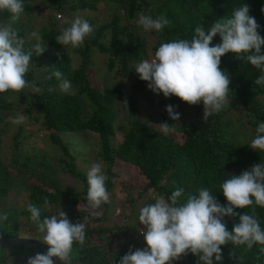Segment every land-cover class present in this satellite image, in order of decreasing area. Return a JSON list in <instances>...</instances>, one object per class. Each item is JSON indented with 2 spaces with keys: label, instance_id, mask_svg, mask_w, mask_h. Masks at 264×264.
<instances>
[{
  "label": "trees",
  "instance_id": "trees-1",
  "mask_svg": "<svg viewBox=\"0 0 264 264\" xmlns=\"http://www.w3.org/2000/svg\"><path fill=\"white\" fill-rule=\"evenodd\" d=\"M64 12L66 19L71 20L72 15L82 13L93 28L90 36L86 37L79 48L65 49L58 44L55 37L60 32L61 24L57 30L42 26L37 30L48 44L47 50L40 56L32 57V66L26 75L30 82L35 81L39 89L25 88L19 93L0 94V154L3 149L9 151L12 162L19 167H32V158L37 157L39 165L45 169L40 174V183L23 181L20 188L26 191L15 200L14 206H5L0 213H7L9 217H19L20 220L9 218L0 222L1 235L31 236L40 240L36 226L30 220L27 211L29 204L41 209V219L54 215L57 206L64 204H79L73 218V223L82 221L86 224V241L83 247L78 244L73 246L71 264H119L120 259L129 252L127 242L121 241L119 231L106 225L107 204L97 209L99 216H92L85 207V197L88 184L86 173L78 168L74 156L70 152L68 141L62 138L61 132L73 130H91L99 135V144L96 147L98 156L104 160L106 174L109 180L106 182L108 192H114L113 185L118 172L114 170L115 160L128 164L135 173V179L141 176L147 179V185L158 190L165 199L177 187L185 190L184 199L189 193H197L200 188H208L217 200L226 205V198L221 191V184L233 175H241L243 171L250 169L255 164L264 161V154L253 150L249 143H242L239 132L235 131L237 122H241L238 113L244 112L254 126L264 122V87L254 84V80L261 74L254 66L240 60L234 53H227L221 57L220 68L230 75L229 104L219 113L203 120V103L189 105L178 97L165 98L163 94L156 95L150 91L159 107L153 111L142 114L138 109L139 95L148 91L147 82L140 80L135 71L137 62H140L147 54V49L155 53L161 43L171 42L176 39H191L195 28L203 26L207 31L220 19L230 17L235 8L242 4L250 7L249 15L254 17L260 25L259 34L264 37V0H47ZM106 1L107 6L104 5ZM24 15H30L32 5L30 0H23ZM107 11L109 19H102L100 14ZM150 14L154 18L165 15L170 21L162 31L152 30L155 39L148 45L145 36L137 35L131 24L138 19L139 13ZM7 12H0V23L8 19ZM60 16L61 14L58 13ZM28 22L21 23L20 36L25 38V48H30L35 43L31 38L33 26ZM127 42V43H126ZM221 37L217 34L212 45L221 43ZM264 54V46L261 48ZM101 55L104 65L103 72L116 80H109L98 76L94 69L92 78L90 68L96 61L95 54ZM95 68V67H93ZM55 70H60L73 84V94H64L57 91L55 78L48 80L47 75ZM97 76V78H96ZM101 78V79H100ZM119 78V82L117 79ZM136 79L133 89L136 94L127 97V114L130 116L128 127L124 124L116 125V112L114 109L115 98L124 92V80ZM120 83V84H119ZM55 88V91H49ZM7 95H14L15 101L7 103L4 99ZM85 99L87 115L83 110L80 97ZM151 100V99H149ZM152 101V100H151ZM18 102L28 114V119L49 136L52 143L57 144L63 152L59 157L60 168L65 173L77 178L82 184V190L73 189L61 185L52 177L51 164L44 154L31 144L33 131L24 134L25 128L19 125L11 131L12 125L5 119L3 112L18 109ZM173 105L180 113V120L173 121L166 112V106ZM185 107H191L190 121L181 122V115L186 112ZM19 110H21L19 108ZM142 114V115H141ZM227 114L229 115L227 118ZM167 122L172 129L175 127L184 132V141L179 142L171 134H165L158 125ZM116 126L122 130L121 141L112 143ZM126 127V128H125ZM173 131V130H172ZM24 134V135H23ZM255 137V133L253 134ZM8 140V147L2 143ZM14 141L10 146L9 142ZM28 145V146H26ZM1 157V155H0ZM1 162V160H0ZM9 174L7 167L0 166V199H3L4 191L10 188L5 178ZM134 175V174H132ZM138 175V178H137ZM49 178V181L43 180ZM43 181V182H42ZM48 185H46V184ZM136 184V182H135ZM144 190V189H143ZM139 195V194H138ZM10 197H7L8 202ZM47 198V205L44 200ZM132 206L131 202H128ZM4 204V202H3ZM261 227L264 228V208L255 206ZM115 207L111 213L117 211ZM121 211V209H120ZM126 215L130 218V212ZM243 215L251 214L249 208L235 209ZM110 213V215H111ZM139 216V214H138ZM138 216L135 217L138 221ZM227 228L232 230L239 218L225 217ZM125 223L120 225L124 228ZM138 228H142L136 222L128 227L130 236L136 240V249L146 247V242L139 234ZM106 232V236L102 235ZM138 239V240H137ZM259 246L247 250L245 246L234 247L229 244L222 246L223 264H239L238 256H243V264H264V257L257 259ZM23 249L1 248L0 264H27L22 257L14 254ZM27 252L28 250H23ZM237 256L233 257L231 254ZM214 264H218L213 257ZM198 257L188 254L172 264H197Z\"/></svg>",
  "mask_w": 264,
  "mask_h": 264
},
{
  "label": "clouds",
  "instance_id": "clouds-1",
  "mask_svg": "<svg viewBox=\"0 0 264 264\" xmlns=\"http://www.w3.org/2000/svg\"><path fill=\"white\" fill-rule=\"evenodd\" d=\"M264 11V8H262ZM0 12H7L8 19L0 23V94L19 93L25 88L39 89L35 81L26 79L32 64V57L42 55L48 48L38 31L31 32L35 43L25 48L26 40L19 29L14 27L24 13L23 0H0ZM250 7L242 4L235 8L230 17L217 20L209 30L203 26L195 28L191 39H176L161 43L150 59H144L135 65L140 80L147 82L150 91L161 93L165 98L178 97L189 105L203 103V120L219 114L229 104L231 79L220 68L221 57L231 52L236 57L254 66L260 75L253 81L264 87V37L258 29L260 25L249 15ZM58 15V14H57ZM55 37L65 49L79 48L93 28L90 23L77 16L62 21ZM135 23L145 31H162L171 21L165 15L155 18L143 12L138 14ZM221 37V43L211 46L214 37ZM127 43V42H126ZM55 78L56 87L64 94H73L71 81L60 70L47 77ZM55 91V88H49ZM7 103L15 101L14 95L4 97ZM126 103V102H125ZM166 112L173 121L180 120V113L173 105L166 106ZM27 117L17 114L10 117L15 125L24 124ZM168 134L173 129L167 122L158 125ZM253 150L264 154V122L255 129V137L248 144ZM87 194L85 207L92 216H99L103 204L110 203V193L106 182L109 176L104 172L102 162L93 163L87 170ZM113 182L114 179H113ZM221 191L227 204H221L208 188H200L197 193H189L184 199L185 190L177 187L165 199L158 197L154 203L139 209L138 232L143 236L146 247L129 250L119 264H172L182 257L192 254L198 257L197 264H223L222 246H245L247 250L259 246L257 259L264 257V228L261 227L255 206L264 208V161L255 164L241 175H233L221 184ZM47 205V198L44 200ZM241 215L235 209L249 208ZM79 208L81 205L78 206ZM27 211L30 220L41 233L40 242L48 246L45 253L37 252L27 258V264H55L54 257L63 264H71L73 246L83 247L86 241V224L73 223L64 211L41 219V209L29 204ZM225 217L239 218L231 231L227 228ZM9 219L7 213H0V222ZM233 257L237 255L233 252ZM239 264L244 257L238 256Z\"/></svg>",
  "mask_w": 264,
  "mask_h": 264
},
{
  "label": "rangeland",
  "instance_id": "rangeland-1",
  "mask_svg": "<svg viewBox=\"0 0 264 264\" xmlns=\"http://www.w3.org/2000/svg\"><path fill=\"white\" fill-rule=\"evenodd\" d=\"M30 5H32L30 15H22L20 21L17 22V26L20 28L19 25L21 23H27L28 17L30 19V25L33 26V30L37 31L42 28V26H47L50 29H59L61 27L62 21L66 19V16H64V12L60 9H57L53 3L48 2L47 0H30ZM104 5L107 6L106 1H104ZM60 13L61 15L58 16L57 14ZM102 19H109V14H107V11H102V14H100ZM72 19H74L77 16H84L82 13H76L72 15ZM136 20H134L131 24L132 28L136 31L137 35L145 36L147 38L148 45L150 42H154L155 37L152 34L151 31H145L142 26H138L135 23ZM66 27V26H65ZM59 34V33H58ZM151 47L147 49V54L144 59H150L152 56H154V53L150 51ZM95 54V53H93ZM95 68H90V73L93 74L92 78H95L94 72H92L94 69L97 70L98 76L101 78H105L110 81V83L116 82L114 78H112V73L109 74V76L105 75L103 72L104 65L101 62V55L95 54ZM141 60V61H142ZM140 61V62H141ZM139 63V62H137ZM136 63V64H137ZM134 64V66L136 65ZM49 76V75H47ZM139 77V76H138ZM54 78V77H53ZM97 78V76H96ZM100 78V79H101ZM119 78L117 79V82H119ZM124 92L120 97L115 98L114 101V109L116 112V125L124 124L126 127H128V120L130 116L127 114V97H130L136 92L133 89V84L136 83V79H125L124 81ZM72 84V83H71ZM120 84V83H119ZM73 87V84H72ZM73 89V88H72ZM57 91L59 89L57 88ZM139 95V102H138V109L142 112V114L150 112L157 109L159 105L155 103V98H153L152 93L149 91H145L142 94ZM16 97V96H15ZM81 100V104L83 106V110L87 115V110L85 104V99L83 97L79 96ZM151 99V100H149ZM84 102V104H83ZM87 102V101H86ZM126 102V103H125ZM22 102H18V109H15L13 111H5L3 112L5 119L10 122V125H12L11 131L15 130V128L19 125H15L11 122L10 117H15L17 114H23L26 117H28L27 112L24 110L26 108L25 105L22 106ZM19 108L21 110H19ZM186 112L181 115V122H187L190 121L191 116V107H185ZM263 108H264V101H263ZM141 114V115H142ZM239 118L241 122H237V125H235V131L239 132V139L242 140V143H250V141L254 138L253 134L255 133L256 126H254L251 121L249 120V117L242 112V114L238 113ZM227 114V118H228ZM24 128V134L26 135L28 132L33 131L35 133L34 136L27 137L26 139H31V144L35 147L36 150H39L41 154H44L46 156V159L50 162L52 177L55 178L61 185L63 186H69L73 189H79L82 190V184L79 179L65 173L60 168L59 164V157L63 156V152L61 148L57 146V144L52 143L50 141L49 136H45L43 131L38 129V126L33 124L32 121H30L28 118L26 119L24 124H21ZM125 127V128H126ZM23 134V135H24ZM62 138L64 140L68 141V146L70 149V152H72L75 163L78 166V168H81V170L85 173H87L88 168L96 162H102L103 170L106 173V168L104 167L105 162L102 160L97 152L96 147L99 144V135L97 132H93L91 130H73V131H64L61 132ZM169 134L173 135L177 141L183 142L184 141V132L178 130L176 127L173 129V131L169 132ZM122 138V130L118 126H116V132L115 135L112 137V143H117L121 141ZM10 141V140H9ZM14 141H10L9 144L12 146ZM3 145L8 147V140H5V142L2 143ZM28 146V145H26ZM0 166L7 167V170H9V174L6 176L5 180L10 184V188L8 190L4 191L3 199H0V210L2 208L5 209V206H14L15 200L19 199L22 194L26 191L25 188H20V185L23 184V181L27 179L28 182L40 183V174H42L45 169H43L42 166L39 165L40 162H37L36 158H32L33 164L32 167H19V165H15L12 162V157L9 154V151L4 150L2 151V154H0ZM113 168L115 171L118 172L116 181L113 185L114 192L110 193V203L106 206V225L108 227H111L114 230H117L121 234V241L123 243L127 242V247L129 250L135 251L136 240L134 241L132 236H130L128 227L132 225V223L136 222L137 225L139 224V220L136 221L135 217L139 214V209L143 207L146 204L154 203L155 199L158 197H163V195L153 187H149L147 185V179L143 178L141 176L140 179L142 180H136L135 173L131 171V168L128 166V164H124L123 162L119 160H115L113 164ZM134 174V175H132ZM138 178V175H137ZM43 180H46V182L49 181L48 179H45L43 177ZM43 182V181H42ZM136 182V184H135ZM46 184V183H45ZM47 185V184H46ZM48 186V185H47ZM144 189V190H143ZM139 194V195H138ZM10 197V201L8 202L7 197ZM131 202L132 206L129 205L128 202ZM4 202V204H3ZM79 206V204H64L57 206L55 210V214H58L60 211H64L68 218H73L75 214L76 208ZM118 207L119 213L115 210V212L111 213V211ZM128 207L127 213L130 212V218L126 215V208ZM111 213V215H110ZM9 217V216H8ZM11 220H13L15 217H9ZM17 221L20 220L19 217L15 218ZM122 223H125L124 228H120V225ZM140 225V224H139ZM142 226V225H140ZM143 227V226H142ZM138 229V227H137ZM38 232V231H37ZM38 235H42L38 232ZM102 235L106 236V232H102ZM138 240V239H137ZM14 254L16 256L22 257L23 260L27 261V258L29 256H34L35 253H32L31 251H17Z\"/></svg>",
  "mask_w": 264,
  "mask_h": 264
},
{
  "label": "water",
  "instance_id": "water-1",
  "mask_svg": "<svg viewBox=\"0 0 264 264\" xmlns=\"http://www.w3.org/2000/svg\"><path fill=\"white\" fill-rule=\"evenodd\" d=\"M1 248H16L31 251L32 253H45L48 246L31 236H18V235H1L0 236V249ZM55 264H63L58 258H53Z\"/></svg>",
  "mask_w": 264,
  "mask_h": 264
},
{
  "label": "built area",
  "instance_id": "built-area-1",
  "mask_svg": "<svg viewBox=\"0 0 264 264\" xmlns=\"http://www.w3.org/2000/svg\"><path fill=\"white\" fill-rule=\"evenodd\" d=\"M59 16V15H58Z\"/></svg>",
  "mask_w": 264,
  "mask_h": 264
}]
</instances>
